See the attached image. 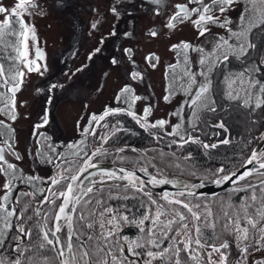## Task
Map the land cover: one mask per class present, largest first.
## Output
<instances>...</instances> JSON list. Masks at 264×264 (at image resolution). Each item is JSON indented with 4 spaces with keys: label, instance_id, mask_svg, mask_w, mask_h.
<instances>
[{
    "label": "snow or ice",
    "instance_id": "snow-or-ice-1",
    "mask_svg": "<svg viewBox=\"0 0 264 264\" xmlns=\"http://www.w3.org/2000/svg\"><path fill=\"white\" fill-rule=\"evenodd\" d=\"M151 2L161 4V0ZM240 3L244 4V8L235 27H232L234 22L227 12ZM36 8L35 0H17L11 8L0 3V15H3L0 20V46L16 53L15 56L10 55L9 60L21 61L28 72L43 75L41 66L28 59V41L30 37L36 40V30L34 25L24 20V15H32L29 9ZM111 10L114 13L117 11L116 8ZM185 22L192 25L198 37H207L212 33L211 26L224 29L227 35L214 34L210 48L189 41L170 46V51L176 54V63L168 65L166 79L169 75L171 79L163 100L170 102L177 92L185 96L180 106L169 114L170 117H177V123L164 118L150 121L153 112L151 104L143 108L142 114H137L134 106L145 97L136 95L131 85L126 84L115 96V100L126 107L105 106L102 113L92 114L87 126L82 129V139L67 145L72 150L70 156L57 152L51 144L47 145L48 153L36 150V155L44 163L54 165L56 171L52 176L44 178L24 174L16 163L6 158V152L17 161L22 157L8 139L3 140L0 144V176L4 177L0 184V264H264V133L253 137L258 146L251 148L250 155L243 159L240 168L229 171L225 164H221L215 170L209 169L210 175H197L195 165L189 163L193 160L191 151L177 156L176 151L166 153L161 149V159L172 158L169 167L183 171L180 163L183 161L185 167L192 169L189 175L199 180L195 184L169 179L164 169L159 167L157 174H149L147 165L139 167L138 171L150 177L144 181L134 170H107L98 168V164L93 162V158L107 151L104 144L117 133L125 131L119 120L111 126L101 124L109 116L125 114L131 117L157 141L163 137L171 138L167 144L169 148L175 146L183 150L187 145L195 144L208 155L220 145L232 143L224 118L211 124V127L223 130L224 138L218 142H205L200 138L203 127L209 125L205 115H218V111L223 113L227 110L224 105L218 104L217 95L223 100L235 102L238 107L247 110L249 116L264 109V47H258L253 40L254 35L258 39L264 37V0H187L186 3H176L165 27L172 30ZM92 27L95 28L96 23ZM157 34V29L149 30V35L155 37ZM35 51L37 58L43 59V51L39 47ZM99 51V48L95 49V52ZM124 51L131 59L132 49ZM191 54L198 56L196 70H193ZM158 59L155 54L146 57L153 68L156 67L153 61ZM234 62L242 65L240 71L229 69ZM111 63L116 65L119 61L113 58ZM24 75V71L15 66L10 67L6 75L4 64L0 63V80L3 81L0 86H6L11 94L9 98L6 93L0 92V99L6 101L0 107V114L7 115L12 121L17 119L15 93L19 91ZM130 76L132 80L143 79L140 71H133ZM220 76L223 78L214 80V77ZM46 123L47 117H44L43 124ZM43 124H37L35 128H41ZM94 125L107 131L102 136L98 135ZM0 127L6 128L14 139V129L4 120H0ZM168 127L170 131H167ZM156 129L160 131H154ZM4 135L0 132V137ZM33 135L44 134L34 132ZM212 135L220 133L213 132ZM89 136L101 142L98 147L92 148L90 154ZM253 140H248L244 148L247 149ZM115 151L123 152L125 148ZM251 165L255 166L249 167ZM89 169L98 171L89 172ZM253 177L255 179H250ZM85 181L88 183L85 184ZM107 181L114 183L106 191L104 185ZM117 181L123 183H115ZM37 182L47 183V189H36ZM207 182L217 186L225 183L232 185L227 198L220 199L217 212L213 211L214 201L209 202L205 194L197 191ZM172 183H179L180 190L176 193L165 191L157 198L146 187L148 184ZM19 184L50 194L43 195L39 203L50 205L52 211L42 212L41 208H34V215L38 218L34 227L27 226L33 219L27 213L32 208L36 191H18ZM241 193L239 202H234V196ZM25 197L29 198L28 202L22 204ZM116 200L140 202L136 206L137 211L133 212L126 203L114 207L111 201ZM57 201H60L58 205ZM76 224H79L78 229ZM65 226L66 237H62L59 233L64 231ZM127 227L137 230L135 237L124 234ZM74 237L81 241L78 245L74 243ZM65 239L67 253H71L67 256ZM75 247H78L79 256L74 252ZM49 252L56 255L50 256Z\"/></svg>",
    "mask_w": 264,
    "mask_h": 264
},
{
    "label": "rangeland",
    "instance_id": "rangeland-1",
    "mask_svg": "<svg viewBox=\"0 0 264 264\" xmlns=\"http://www.w3.org/2000/svg\"><path fill=\"white\" fill-rule=\"evenodd\" d=\"M1 1L4 0H0V3ZM16 2L17 0H7L5 7L11 8ZM113 2V0H35L37 8L29 9L33 14L24 15V20L34 25L36 30V40L33 41L30 37L28 41V59L35 60L36 64L41 66L43 75L40 72H28L21 62V70L25 75L22 78V88L15 93L17 119L12 121L7 115L0 114V120H4L16 132L14 149L16 152L18 150L23 158L16 163L26 166L29 171H37L43 177L54 175V165L44 163L36 155V150L41 149V152L48 153L47 145L51 144L60 152L65 146L81 140L82 129L87 126L92 114L102 113L105 106L126 107L115 100L120 88L126 84L131 85L136 95L145 97L134 106L137 114H142L143 108L151 104L153 112L149 117L150 121L164 118L170 119L173 124L177 123V117H170L169 114L180 106L185 96L177 92L170 102L163 100L165 88L171 79L170 75L166 79L168 65L176 63V54L170 51V46L180 41H189L210 48L214 34L227 35L224 29L211 26L212 33L207 37H198L197 31L188 22L178 25L176 29L166 28L165 23L172 14L177 0H161L160 5L153 4L151 0H136L126 8L118 7L116 13L111 10L114 8ZM229 18L234 22L232 27H235L239 16L236 19ZM2 19L3 15H0V20ZM120 20L127 22L126 36V29L119 31L118 35L113 34L115 22L119 23ZM93 23H96L95 28L92 27ZM154 28L158 30L155 37L149 35V30ZM36 47L43 51V59L37 58ZM97 48L100 49L99 52H95ZM128 48L132 49L131 59L124 51ZM151 54L159 58L158 61H153L156 63L155 68L146 60ZM113 58L119 63L113 65L111 63ZM191 59L193 70H196L197 54H191ZM133 71H140L143 79L132 80L130 74ZM2 84L3 81L0 80V85ZM1 91L5 89H0ZM5 102L0 99V107ZM237 109L236 104L233 108L234 114ZM44 117H47L46 124H43ZM249 118L256 123H252V128L247 131L243 130L241 138L238 137L237 141L243 146L246 157L250 155L254 142V147L257 146L253 137H259L264 133L262 112H255ZM37 124L43 126L37 129L35 128ZM170 130L168 127L167 131ZM34 132L44 135H33ZM45 137L49 139L46 140ZM90 138L94 139L92 136ZM113 140V138L109 140L105 146H116L112 144ZM248 140L253 142L245 149L244 145ZM2 141L3 137H0V143ZM138 147L140 150L144 149V145ZM163 151L167 153L168 150ZM149 155L151 158L153 156L157 158H153L156 163L164 164L165 168H172L168 166L169 157L161 159L160 151ZM236 155L240 156L241 153ZM105 157L108 161L129 165L134 163L132 165L136 167L147 165L148 173L157 174V168L153 164L141 159L139 155L134 156L133 151H129L128 148L123 152L107 153ZM120 157L125 159L121 160ZM6 158L10 161L15 159L7 152ZM171 176L177 174L168 173L167 178ZM3 181L4 177L0 176V184ZM161 194L153 193V196L157 198ZM218 194L219 197L214 196L212 199L227 198L223 196L226 193L219 192L216 195ZM127 229L132 231L125 232ZM125 230L124 234L129 237H135L137 234L135 228L127 227Z\"/></svg>",
    "mask_w": 264,
    "mask_h": 264
},
{
    "label": "trees",
    "instance_id": "trees-1",
    "mask_svg": "<svg viewBox=\"0 0 264 264\" xmlns=\"http://www.w3.org/2000/svg\"><path fill=\"white\" fill-rule=\"evenodd\" d=\"M256 43H258L257 37H256ZM236 111L237 112H235L234 118H233V128L231 130L232 131V139H233L232 144L220 145L217 149L211 150L208 155H205L204 150L198 148L197 145H195V144H189L183 150H179L175 146H173L171 148L172 151H176L177 156L186 155L188 151H191L192 156H193V160L189 161V163L195 165V171L197 172L198 176L210 175L211 173L208 170L209 169L215 170L216 168L220 167L221 164H225L227 170H232V169H235V168L241 166V164L243 163V159L246 158V153L244 152V149H242L243 146L237 142L238 137L241 138V136L243 134L242 131L243 130L247 131L249 128H252L253 124L251 123V118H249V115L245 109L238 107V109ZM117 120L120 121L121 127L123 129H125V131H121V132L117 133V136L113 138L114 143L111 142L112 144L117 145V144L123 143V144H134V145H138V146L144 145V149H147L146 151H148V153L152 154V152H158L159 153V151L161 149L163 150V148L155 147V146L154 147H145V146H148V145H151L154 143L167 142V141L171 140V138L167 140L163 137L161 140L156 142V140L152 136H150L149 133H147L144 129H142L131 117H129L125 114H120L119 116H109L106 118L105 121L101 122V124L107 123L109 126H111ZM100 128L101 127L99 126L98 129H100ZM98 129H97V133L99 132ZM106 131H107V129H105V132ZM157 132H159V130ZM91 141H95V143L98 144V139L92 140L89 138V141L87 140V143H90ZM254 144H255V142L253 143V145H251V147L254 146ZM94 146H96V145H94ZM235 148L237 151H235ZM128 150L132 152V150L130 148H128ZM172 151H167V152H172ZM133 153H134V156L139 155V156L143 157V159L146 160L145 156L141 152L133 151ZM239 153H241L240 156L236 155ZM154 158L157 159L156 157H154ZM168 160L170 163L172 162V158H171V161H170V157L168 158ZM180 163L182 165V168H184L183 171L181 170V168L172 167L169 169L166 167L167 171L170 172V174H172V173L177 174V176L197 178V177L189 175V171H191L192 169L185 167L183 161H180ZM132 164L134 165V163H132ZM161 165L165 168L164 164H161ZM187 170H189V171H187ZM253 178H255V177H253ZM108 187L109 186L105 187L106 191H107ZM229 190L230 189L224 190L220 193H226L223 195L226 197ZM216 194L212 195V196H207V200L209 202L214 201V203H213V211L214 212L219 211V203H220V200L212 199L214 196L219 197V194L218 195H216ZM240 195H243V193L237 194L236 196H234V198H233L234 202H237V203L239 202V196ZM139 202H140L139 200L111 201L113 206H118L121 203H126V204H128L129 207H131L133 209V212L137 211L136 206L139 204ZM140 211H143V209H141ZM129 231H132V230L131 229L125 230V232H129ZM210 234L211 233H206V235H210Z\"/></svg>",
    "mask_w": 264,
    "mask_h": 264
},
{
    "label": "flooded vegetation",
    "instance_id": "flooded-vegetation-1",
    "mask_svg": "<svg viewBox=\"0 0 264 264\" xmlns=\"http://www.w3.org/2000/svg\"><path fill=\"white\" fill-rule=\"evenodd\" d=\"M114 2H113V4H114V8H118V7H120V8H123V7H128V6H131L132 5V2L134 3L136 0H113ZM187 2V0H177V2L176 3H186ZM1 3L4 5V6H6L7 5V0H4V1H1ZM175 3V4H176ZM236 5H239L238 7L236 6ZM236 5H234L233 6V8L232 9H230L228 12H227V16L228 17H232V19L234 18V19H236V18H238V16H239V14H240V12L243 10V8H244V4L243 3H240V4H236ZM126 27H127V22L126 21H124V20H120V22L119 23H117V21L115 22V26H114V34L115 35H118V33H119V31L121 32L122 30H124V29H126ZM120 29V30H119ZM127 29L125 30V32L127 33ZM256 31H258V30H256ZM126 36V35H125ZM10 39H12V40H14L15 38H10ZM253 40L256 42V36L254 35L253 36ZM208 43H209V41H208ZM259 43V44H258ZM258 47H264V37H260L259 39H258ZM261 43V44H260ZM15 56L16 55V53L14 52V51H12V49H8V50H4V48L2 47V46H0V63H3L4 64V67H5V74L7 75L8 74V70H9V68L10 67H17L19 70H21V61H12V60H9L8 59V57L9 56ZM241 68H242V65H240V63L239 62H234L233 64H231V65H229V69L231 70V71H240L241 70ZM223 77L222 76H220V77H214V80H217V79H222ZM20 88H22V84H21V86H20ZM0 89L1 90H3V89H5V91H1L2 93H6V94H9L8 95V97H11V94L10 93H8L7 92V87L6 86H1L0 87ZM216 99H217V101H218V104H221V105H224L226 108H227V110L225 111V112H223V113H219V111H218V115H211V114H206L205 115V117H204V119H206V120H208L209 121V125L208 126H205V127H203V131H202V133H201V135H200V138L202 139V140H204L205 142H218L220 139H222V138H224V136H225V133L223 132V130H220V129H216V128H213V127H211V124H214V123H217L218 122V120L220 119V118H224L225 119V122H226V125H227V127H228V133H227V135H228V138L231 140V141H233V139H232V128H233V118H234V111H233V108H234V106H235V102H230V101H227V100H223L222 98H221V96L220 95H217L216 96ZM243 109V108H242ZM262 112V121H263V123H264V109H261V110H257L256 112ZM246 112H247V110H246ZM248 113V112H247ZM187 118V117H186ZM94 127L96 128V130L98 129V125H94ZM101 127V126H100ZM99 130V132H98V135H104V132H105V129L103 128V127H101L100 129H98ZM159 129H156V130H154V131H158ZM160 131V130H159ZM0 132H4L5 133V135L4 136H2L3 137V140L4 139H8L9 140V142L10 143H12L13 144V147H15V140H16V138H15V135H16V132L14 131V133L12 134L13 136H14V139H12L10 136H9V134H8V131H7V129L6 128H3V127H0ZM147 132V131H146ZM213 132H219L220 133V135H218V136H214V135H212V133ZM148 133V132H147ZM89 138H90V136H89ZM165 139H170L169 137H164ZM91 139V138H90ZM95 139H97V138H94V140ZM97 141V140H96ZM3 142V141H2ZM158 142V141H157ZM170 141H167V142H161V143H154V144H151V145H148V146H145V147H160V148H163V149H165V150H168V151H172V149L171 148H169V147H167V144L169 143ZM94 143V144H93ZM100 141L98 140V144L97 143H95V141H91L90 143H87L90 147L88 148V151H89V154L91 153V150H92V148H94V147H98L99 145H100ZM0 144H2V143H0ZM232 144V143H231ZM94 145H96V146H94ZM106 144H104V148L106 147L105 146ZM255 146V145H254ZM254 146H253V148H254ZM198 147V146H197ZM198 148H200V147H198ZM46 149H47V147H46ZM201 149V148H200ZM41 150V149H40ZM62 150V149H61ZM203 150V149H202ZM17 152H18V150H17ZM49 152V151H48ZM61 153H65L64 155L66 156V157H68V156H70V153H71V151H70V149H68L67 148V146H65L64 147V149L62 150V151H60ZM140 152L145 156V158H146V160L147 161H149L151 164H153L156 168L157 167H159V168H162V169H164V171L168 174V173H170V172H168L167 171V169L166 168H164L162 165H160L158 162L156 163V161L155 160H153V158H151V156L149 155V153H148V151H146V150H140ZM19 153V152H18ZM20 154V153H19ZM21 155V154H20ZM105 153H103L102 155H99L98 157H95V158H93V161H95V160H107V159H105L106 157H105ZM249 155V154H248ZM247 155V156H248ZM101 156H103V157H101ZM14 157V156H13ZM22 157V156H21ZM38 159H39V157H37ZM23 159V158H22ZM22 159H20V160H22ZM19 160V161H20ZM10 161V160H9ZM10 162H13V163H16V162H18L16 159H14V161H10ZM58 162V161H57ZM17 164V163H16ZM18 165V167L20 168V169H22L23 170V172H24V174H26V175H39V176H41V177H43L42 175H40V173L39 172H37V171H34V172H32V171H29L27 168H26V166H22V165H20V164H17ZM157 170V169H156ZM56 171V169H54V172ZM44 178H47V177H44ZM112 183H114L113 181H107L106 183H105V185H104V187H106V186H110ZM115 183H123V182H119V181H117V182H115ZM47 187H48V185H47V183H41V182H37L36 183V189H39V188H44V189H47ZM36 189H33L31 186H29V185H26V184H19L18 185V191H36ZM148 190H150L152 193H158V194H161L160 192H158V191H155V190H152V189H149V188H147ZM106 190V189H105ZM15 192L13 193V195L15 196ZM43 195H50L49 193H47V192H44V193H41V192H39V191H36V197H35V200H33L32 201V208H30L29 209V211H28V213H27V215L28 216H32L33 217V219H32V221H30L29 222V224L27 225V226H29V227H34L35 226V222H36V220L38 219L35 215H34V211H33V209L34 208H37V207H39V208H41V210H42V212H50V211H52V208H51V206L50 205H48V204H40L39 203V201L42 199V197H43ZM28 197H25L24 199H23V201L21 202L22 204L23 203H26V202H28ZM60 203V201H57V205ZM18 207H19V205H18ZM79 224H76V228L78 229L79 228V226H78ZM36 240V236H34L33 237V241H35ZM73 240H74V243H76L77 245H78V243H80L81 241H77V239H76V237H74L73 238ZM6 247H7V245H6ZM74 252H76V254H77V256H79V250H78V247H75L74 248ZM48 255H50V256H55L56 254L55 253H52V252H49V253H47Z\"/></svg>",
    "mask_w": 264,
    "mask_h": 264
},
{
    "label": "water",
    "instance_id": "water-1",
    "mask_svg": "<svg viewBox=\"0 0 264 264\" xmlns=\"http://www.w3.org/2000/svg\"><path fill=\"white\" fill-rule=\"evenodd\" d=\"M123 147H125V146H116V147L108 148L107 152L114 151L117 148H123ZM137 148L140 150L139 147H137ZM93 162L98 164V168H103V169H107V170L119 171L120 168L134 170V171H136V175L144 181H147L150 178L149 175H145V173L138 171L139 167H136L133 165L124 164V163L115 162V161H108V160H95ZM254 166L255 165H251L249 167H254ZM95 171H98V169H89V172H95ZM85 175H87V173ZM93 179H96V178H93ZM169 179H173L174 181H179L180 183H194V184L199 183V180L197 178H191V177L171 176V177H169ZM84 183L87 184L88 181H85ZM146 187L149 189L161 192V193H163L165 191L170 192V193H176L178 190H180V184L179 183L164 184V185H150V184H148V185H146ZM230 188H232V185L230 183H225L224 185L217 186L211 182H207V183H205L204 187L197 189V191L205 194V196H209V195H213V194L222 192V191L230 189ZM66 232H67V229L65 226L64 237H66ZM59 235L62 236V232L59 233ZM64 244H65L66 256L71 255V253H67V250H66V244H67L66 239L64 241Z\"/></svg>",
    "mask_w": 264,
    "mask_h": 264
},
{
    "label": "bare ground",
    "instance_id": "bare-ground-1",
    "mask_svg": "<svg viewBox=\"0 0 264 264\" xmlns=\"http://www.w3.org/2000/svg\"><path fill=\"white\" fill-rule=\"evenodd\" d=\"M116 146H125L124 148H130V149H137L139 152H140V150L137 148L138 147V145H134V144H122V145H116ZM116 146H112V147H116ZM112 147H105V149H108V148H112ZM115 151V150H114ZM110 152H113V151H110ZM110 152H104V153H110ZM125 164V163H124ZM240 167V166H239ZM239 167H237V168H239ZM237 168H235V169H237ZM235 169H232V170H235ZM229 171H231V170H229ZM62 237H64V231H62Z\"/></svg>",
    "mask_w": 264,
    "mask_h": 264
}]
</instances>
